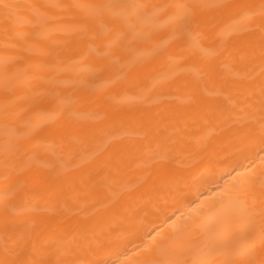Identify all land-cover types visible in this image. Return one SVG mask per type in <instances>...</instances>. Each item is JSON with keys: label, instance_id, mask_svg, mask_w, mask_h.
Returning a JSON list of instances; mask_svg holds the SVG:
<instances>
[{"label": "bare ground", "instance_id": "bare-ground-1", "mask_svg": "<svg viewBox=\"0 0 264 264\" xmlns=\"http://www.w3.org/2000/svg\"><path fill=\"white\" fill-rule=\"evenodd\" d=\"M0 264H264V0H0Z\"/></svg>", "mask_w": 264, "mask_h": 264}]
</instances>
